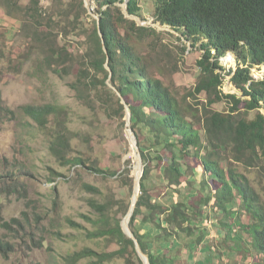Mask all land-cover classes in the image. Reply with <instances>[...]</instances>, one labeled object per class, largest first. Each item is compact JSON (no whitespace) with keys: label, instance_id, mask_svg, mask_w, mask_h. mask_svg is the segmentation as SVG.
Listing matches in <instances>:
<instances>
[{"label":"rangeland","instance_id":"rangeland-1","mask_svg":"<svg viewBox=\"0 0 264 264\" xmlns=\"http://www.w3.org/2000/svg\"><path fill=\"white\" fill-rule=\"evenodd\" d=\"M38 1L44 14L59 17L66 4L78 0ZM138 2L142 16L128 17L139 25L157 30L150 33L144 47L155 64L156 74L180 99L189 118H204L207 95L197 93L195 89L201 73L197 61L203 51L156 22L152 0ZM119 5L126 9L127 2ZM85 6L87 11L82 20L90 24L99 13L95 3L87 0ZM46 28H42L45 34ZM59 42L74 52V59H68L66 64L47 60L41 51L44 43H37V2L0 0V89L5 105L13 110L22 105L41 103L63 106V114L52 116L54 123L62 122L65 124L62 130L69 129L66 135L71 142V153L87 159L85 166L63 164L49 148L50 130L43 129L23 114L0 123V239L9 243L6 253L0 250V264H72L68 255L87 247L98 253L113 254L120 245L104 230L109 224L114 225L117 218L123 220L126 217L137 188L135 175L138 178L140 165L137 167L135 141L131 140L130 134L133 120L131 116L130 121L127 120L126 108L122 116L118 112L119 103L124 100L121 98L118 102L120 94L110 79L105 86L93 84L89 77L79 76V67L86 65L79 58L82 53L79 37L71 35L65 39L61 32ZM220 63L225 68L223 92L239 93L228 75L237 67L235 56L228 54ZM252 74L262 78L264 65L252 69ZM100 76L102 78L103 74ZM231 107L229 99L212 105V109L225 112ZM257 111H250V118L255 117ZM140 133L146 145L143 150L149 149L154 158L148 181L153 201L165 206L174 201L190 205L201 191L204 178L193 154L178 158L190 184L170 187L164 167L158 166L157 157L163 145L155 142L156 132L140 126ZM168 142L174 141L169 139ZM226 151L228 160L221 164L242 172L264 206V159L256 154L237 158L233 150ZM92 166H100L106 173L97 172L91 169ZM129 168L130 173L127 172ZM86 184L98 191L86 188ZM205 193L208 192L205 190ZM93 202H98L99 208H95ZM166 216L158 214L161 220ZM222 218L223 212L211 204L207 214L190 224L189 233L181 231L162 240L159 251L174 253L181 264H257L260 258L257 253L249 255L229 248ZM243 218L247 221L246 216ZM141 230L153 234L159 232L149 224H143ZM97 259L87 257L75 264H126L125 258L119 255L104 262Z\"/></svg>","mask_w":264,"mask_h":264},{"label":"trees","instance_id":"trees-1","mask_svg":"<svg viewBox=\"0 0 264 264\" xmlns=\"http://www.w3.org/2000/svg\"><path fill=\"white\" fill-rule=\"evenodd\" d=\"M89 1L95 3L99 17L85 24L82 20L83 13L87 11L85 0L69 2L60 11L59 17L44 14L39 8V1L33 0V3L37 2V43H44L41 51L47 60L66 64L68 59H74V52L65 43L59 42V34L62 32L65 39L71 35L79 37L82 40L79 58L87 65L79 67V76L89 77L93 84L97 82L105 86L110 79L120 94L118 102L122 98L129 105L132 128L138 137L144 165L142 177L138 169L137 179L141 177V188L129 224L142 250L149 256L150 264H181L174 253L159 251L161 242L181 231L189 233L190 224L207 214L211 204L223 212L221 225L225 239L230 241L226 243L229 248L249 255L255 252L260 256L257 264H264V206L242 172L221 164L228 160L226 149L233 150L237 158L256 154L264 159V76L255 78L252 74V69L264 65V0H152L154 20L203 51L197 61L201 73L195 87L197 93L205 92L207 95L202 119L197 116L189 118L180 99L156 74L155 64L144 47L150 33L157 30L139 25L128 17L142 16L138 0ZM125 1L126 9L119 5ZM42 28L48 30L46 34ZM228 54L234 55L237 60L236 69L230 70L228 75H231L230 80L239 93L225 94L222 90L225 68L220 62ZM224 99L231 101L230 111L212 109L214 103ZM118 109L120 116L125 114L124 103H119ZM252 110L258 111L255 117L250 118ZM63 113V106L50 103L22 105L13 110L5 105L0 89V123L14 120L19 114L32 118L43 129L50 130L49 148L63 164L85 166L87 159L71 153V142L66 135L69 129L67 131L65 127L62 130L65 126L62 122L54 123L52 116L58 117ZM140 126L153 129L156 132L155 142L163 145L157 157L158 166L160 169L164 167V176L170 187L190 184L178 158L193 154L204 178L201 180V191L193 197L190 205L174 201L165 206L153 201L148 181L154 158L149 149L143 150L146 145ZM169 139L174 142L166 143ZM91 169L106 173L100 166H92ZM127 172L130 173L131 169ZM136 185L137 191L138 182ZM85 186L98 191L91 185ZM92 205L99 208L98 202ZM158 214L167 216L161 220ZM243 216L247 217V221ZM121 220L117 218L114 225L109 224L104 230L117 240L120 245L118 250L113 254H103L92 248H82L68 255L69 262L75 264L87 257L104 262L113 255H119L125 258L126 264H144L134 240L124 233ZM185 223H188L186 227L183 226ZM143 224H149L159 232H143ZM8 249L9 243L0 239V250L6 253Z\"/></svg>","mask_w":264,"mask_h":264},{"label":"water","instance_id":"water-1","mask_svg":"<svg viewBox=\"0 0 264 264\" xmlns=\"http://www.w3.org/2000/svg\"><path fill=\"white\" fill-rule=\"evenodd\" d=\"M86 1L87 0H85V2ZM99 31H100V35L102 37V42L105 45V38H104L103 33L101 32L100 28H99ZM104 49H105L106 52L108 51L106 46H104ZM108 61H109V58H108ZM107 62H106V67H107V69L110 70V66L107 65ZM123 103H124L125 108H126L127 120L130 121V116H131L130 107L125 101H123ZM130 134H131V140L134 139V141H135V147H136V153H137L136 160H137V164L139 162L140 170H141L140 175L142 176L143 175V170H144V165H143V161H142L141 151H140V148H139V145H138V138H137L136 132L134 131V129L131 126H130ZM140 179H141V177H140ZM140 179H137V177L135 175V184L138 182L139 188H138L137 191L135 189V193H134V196H133L132 203L130 205L129 211H128L126 217L122 220L121 225H122L124 233L134 240L135 246H136V250H137L140 258L142 259L143 263L144 264H150L149 256L142 250V248H141V246L139 244V241H138L137 237L135 236V234H134V232H133V230H132V228H131V226L129 224V219L133 215V212H134L137 200H138L140 188H141Z\"/></svg>","mask_w":264,"mask_h":264},{"label":"bare ground","instance_id":"bare-ground-1","mask_svg":"<svg viewBox=\"0 0 264 264\" xmlns=\"http://www.w3.org/2000/svg\"><path fill=\"white\" fill-rule=\"evenodd\" d=\"M139 166V162H138V164H137V167Z\"/></svg>","mask_w":264,"mask_h":264}]
</instances>
